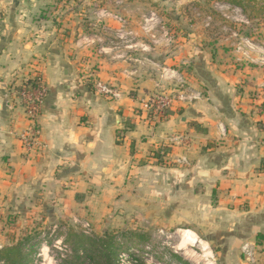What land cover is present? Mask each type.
<instances>
[{
    "label": "crops",
    "instance_id": "1",
    "mask_svg": "<svg viewBox=\"0 0 264 264\" xmlns=\"http://www.w3.org/2000/svg\"><path fill=\"white\" fill-rule=\"evenodd\" d=\"M239 1L0 0V249L42 217L187 229L209 264H264V0ZM36 74L48 93L28 153L17 90ZM182 86L202 98L161 122L142 110Z\"/></svg>",
    "mask_w": 264,
    "mask_h": 264
},
{
    "label": "rangeland",
    "instance_id": "2",
    "mask_svg": "<svg viewBox=\"0 0 264 264\" xmlns=\"http://www.w3.org/2000/svg\"><path fill=\"white\" fill-rule=\"evenodd\" d=\"M57 6L58 4L56 7ZM208 9V14L215 15V12L210 7ZM38 215L39 217H46V210H42L37 216ZM15 228L19 227L16 226ZM81 230L84 229L79 225H74V223L62 222L61 224H50L46 222V219L41 217L31 225L20 226L17 231L10 230L5 232L9 240L8 244L5 246L17 244L20 240L28 238L32 241L29 246L34 245V250L36 251V264H71L69 261L73 256L72 246L66 243V236L71 231L81 232ZM121 234L122 233H117L116 235ZM132 234H134L133 237H131L132 240H130L132 243L136 241L139 245L144 244L141 247L145 250V253L140 260L143 261L144 264H165L160 259L166 257V259L169 260L171 255H176L190 264L210 263L209 254L204 250V245L196 244L198 243L197 236L190 230L179 229L169 231L165 234H159L158 229L149 227L148 229H142V232L137 231ZM87 236L93 239L107 238L106 233L95 235L90 231ZM142 237H145V239ZM27 248L29 249V247ZM62 255H64L65 258H62ZM136 256L138 257L139 255L136 254ZM123 260L124 264H137L129 258H124Z\"/></svg>",
    "mask_w": 264,
    "mask_h": 264
},
{
    "label": "built area",
    "instance_id": "3",
    "mask_svg": "<svg viewBox=\"0 0 264 264\" xmlns=\"http://www.w3.org/2000/svg\"><path fill=\"white\" fill-rule=\"evenodd\" d=\"M212 1H214L215 10L218 12L224 10L234 13L241 12L238 6L232 5L228 2L219 0ZM96 88L100 94L108 95L111 93L110 89L103 83H96ZM47 93L48 88L41 74H36L33 78L26 80L17 90L19 103L24 109L26 119L29 122L28 129L20 136L24 149L28 153L42 151V146L39 142L41 135L40 117ZM201 98V93L182 86L170 94L153 93L149 95L142 105V110L146 111L148 116L152 118L154 122H161L175 107H183ZM174 140L184 143V146L189 145V139L187 138L177 136L174 137ZM84 229L85 234L88 235L89 226H84ZM242 253L248 263L255 262L256 251L253 245L248 243L245 244L242 248ZM62 258H65V256L62 255ZM124 258H129L133 261L129 256L122 255L120 257V264H124ZM165 259L166 257L160 260L165 264H180L171 258L169 260ZM133 262L137 263V261Z\"/></svg>",
    "mask_w": 264,
    "mask_h": 264
},
{
    "label": "trees",
    "instance_id": "4",
    "mask_svg": "<svg viewBox=\"0 0 264 264\" xmlns=\"http://www.w3.org/2000/svg\"><path fill=\"white\" fill-rule=\"evenodd\" d=\"M219 1L228 2L232 5L241 7V2L239 0ZM131 237H133V234H107V238L93 239L83 232L71 231L66 236V243H69L72 246L73 253L69 263L120 264V257L122 255H127L133 261H137L138 264H144L143 261H140L145 253V250L141 247L144 244L139 245L136 241H134L135 243H132L130 241L132 240ZM142 238L145 239V237ZM30 242L32 241L26 238L20 240L17 244L4 246L0 249V264H36V251L34 250V245L29 246ZM27 247H29V249ZM136 254L139 256L137 257ZM171 259L180 264H189L176 255H171Z\"/></svg>",
    "mask_w": 264,
    "mask_h": 264
},
{
    "label": "bare ground",
    "instance_id": "5",
    "mask_svg": "<svg viewBox=\"0 0 264 264\" xmlns=\"http://www.w3.org/2000/svg\"><path fill=\"white\" fill-rule=\"evenodd\" d=\"M188 232V231H187Z\"/></svg>",
    "mask_w": 264,
    "mask_h": 264
}]
</instances>
